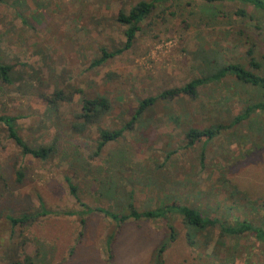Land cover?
Instances as JSON below:
<instances>
[{
  "label": "rangeland",
  "instance_id": "obj_1",
  "mask_svg": "<svg viewBox=\"0 0 264 264\" xmlns=\"http://www.w3.org/2000/svg\"><path fill=\"white\" fill-rule=\"evenodd\" d=\"M138 2L151 8L131 47L91 67L102 51L122 47L116 15ZM0 63L13 67L12 83H0V115L16 118L28 147L51 148L45 160L21 156L0 124V264H264V243L252 234L220 238L206 229L188 246L191 229L176 213L116 225L98 213L61 216L80 209L67 177L83 204L117 216L129 206L183 205L264 230V110L209 142L186 147L184 139L188 129L228 125L246 105H264V89L225 76L194 97L157 100L127 126L138 100L224 66L264 77V11L203 0H0ZM54 92L62 99L50 106ZM96 96L109 109L82 126V99ZM118 129L94 155L98 131ZM39 203L48 215L10 227L6 217L35 215Z\"/></svg>",
  "mask_w": 264,
  "mask_h": 264
},
{
  "label": "trees",
  "instance_id": "obj_2",
  "mask_svg": "<svg viewBox=\"0 0 264 264\" xmlns=\"http://www.w3.org/2000/svg\"><path fill=\"white\" fill-rule=\"evenodd\" d=\"M166 1V0H159ZM208 4L213 3H239L244 6H249L254 10L264 11V0H203ZM151 8L150 3L138 2L134 6H132L126 14L118 12L116 15V22L125 26V30L123 31L124 41L122 47L111 51L105 52L102 51L101 55L98 59H95L91 62V67H96L106 61L107 59L121 53L122 51L128 50L131 47L132 41L134 39L135 33L138 30V24L147 16L149 10ZM235 14L239 17H244L246 12L244 9L236 10ZM249 54V52H248ZM247 66L255 70L259 67V65L252 60H249ZM13 76V67L8 64L0 63V83L2 84H10L12 83ZM225 76H232L237 82L249 85L252 87H256L259 89H264V77L257 76L252 73L250 70H246L238 65H227L215 73L211 74L205 78H195L189 80L183 86L178 88H172L163 90L155 97H146L144 99L138 100L136 103V108L134 109L133 115L128 122L127 126L132 124L135 120H137L142 113L147 111L157 100L171 101L177 99L181 96H187L189 98L194 97L196 90L205 85L207 82L218 81L219 79L224 78ZM62 97L59 92H54L51 94L49 98L50 106H55L57 102L61 101ZM109 109L108 102L105 98L96 96L90 100L82 99L81 104V115L82 118V126L89 122H94L97 118H99L102 114L106 113ZM262 111L264 110L263 104H254L251 107L246 105V108L242 110V112L235 117L232 118L230 124L228 125H212L207 128H203L200 130L197 129H188L184 134V139L186 141L185 146L190 147L200 140L204 142H209L216 138L220 133L225 131L228 127H231L234 124L239 123L240 121L246 119L250 112L252 111ZM176 118H170L171 121H175ZM16 118L13 116L0 115V124L5 128L6 137L11 140V142L18 148L19 154L21 156H30L33 159L45 160L51 152L50 147H38L36 149L28 147V145L21 139L17 134V128L15 125ZM176 122V121H175ZM123 129L118 130H99L98 136L96 139V147L94 155H96L103 147L109 142H113L117 140ZM16 180L19 181L21 174L19 172L16 173ZM64 181L66 182V188L68 195L74 200L77 206L80 208L77 211H67L61 213V216H74L77 215L82 217L83 215L98 213L103 215L104 217L111 220L115 225L117 222L125 221L128 218H133L138 220L139 217L146 219L153 218H162L165 216V213H176L181 216L183 222L188 226L189 230L185 234L186 243L188 246L193 247L196 245V233H200L206 229L208 230H217L218 237L223 238H235L243 234H252L253 238L256 241L264 243V230L260 228H253L250 223L242 220V221H234L231 224H227L225 222L218 221L215 218H209L206 216H202L196 209L190 208L183 205H171L167 207H158L153 210H147L141 213H136L129 206L128 214L117 216L114 213H111L107 208H102L99 206L88 207L83 204L77 195L76 187L70 182L67 177H64ZM171 211V212H170ZM50 213V211L46 210L41 203H39V211L35 214H20L16 217H6L10 227H15L17 225L29 224L37 218L38 216H46ZM83 220L80 219L79 223L82 224ZM173 235V233H172ZM170 236L172 239L173 236ZM209 241V238H206V235L203 237L202 245L206 246ZM164 246H161L160 250H163ZM160 253V252H159ZM160 257V255H159ZM31 261L28 258H24L22 262L15 261L14 264H30ZM159 264V263H157Z\"/></svg>",
  "mask_w": 264,
  "mask_h": 264
}]
</instances>
